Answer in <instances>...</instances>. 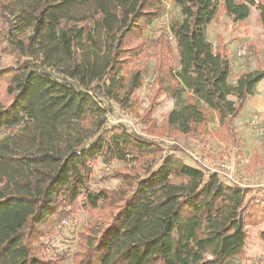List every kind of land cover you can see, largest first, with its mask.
I'll use <instances>...</instances> for the list:
<instances>
[{"label":"trees","instance_id":"obj_1","mask_svg":"<svg viewBox=\"0 0 264 264\" xmlns=\"http://www.w3.org/2000/svg\"><path fill=\"white\" fill-rule=\"evenodd\" d=\"M174 2L183 20L150 41L144 32L162 0H0V47L17 56L0 68V134H15L0 139V264H62L39 248L80 212L92 216L72 264H229L244 254L249 229L264 223V202L124 126L105 128L102 103L131 107L145 80L134 60L153 47L147 116L168 92L175 107L166 135L203 133L214 112L226 144L235 143L234 120L264 68L230 82L226 46L215 49L205 33L220 0ZM253 7L264 30L260 1L224 0L220 11L238 23ZM127 158L150 164L146 175L119 172L116 190L92 189L99 159Z\"/></svg>","mask_w":264,"mask_h":264},{"label":"rangeland","instance_id":"obj_2","mask_svg":"<svg viewBox=\"0 0 264 264\" xmlns=\"http://www.w3.org/2000/svg\"><path fill=\"white\" fill-rule=\"evenodd\" d=\"M223 1L220 0L217 17L206 27L205 33L215 49L221 48L225 40L228 41L226 46H228L227 50L232 63H237L238 68H241V70L233 68L230 82L235 83L239 74L253 71L258 66L264 68V30L258 9L253 7L247 20L234 23L220 11ZM257 1L264 3V0ZM162 8L161 16L144 32L150 41L156 39L162 31H166L170 36L172 24L183 20L181 7L175 4L174 0H162ZM1 46L0 68L15 66L16 54L10 52V49H3L5 44ZM244 47L247 53L238 57V52ZM156 59L155 50L149 47L138 55L137 60H134L140 68L145 70V80L143 85L135 91L130 108L122 109L119 105L107 101L102 103L107 110L105 128L124 126L128 132L157 142L164 150V155L175 154L187 165L203 170L206 175L217 173L222 180L245 189L248 192V199L254 198L256 201L264 202V127L262 131H258L250 125L252 112L259 102L257 101L253 107V102L249 100L234 120L237 133L235 143L226 144L219 131L218 115L214 112L208 113L205 132L198 134L195 132L189 137H170L166 135L168 129L165 120L168 113L175 107V100L169 96L168 92H164L158 99L159 104L152 107L153 115L147 116L152 106L150 96L156 78L154 70ZM234 69L235 72L239 70V73H235ZM256 95H260L258 91ZM257 98L259 100L260 96ZM261 101L264 108V97ZM14 135L5 130L0 134V139L12 138ZM223 162L234 164L232 179H229L225 170L220 167ZM149 165L131 158L123 161L112 160L110 163L99 159L93 166L92 189L116 190L122 184L121 180L115 177L116 173L137 172L144 177L145 169ZM157 167L158 164H155L154 170ZM91 216L90 213L80 212L74 219L63 221L53 237L42 240L43 247L39 248L40 254H44L45 258H62V264H72V255L77 249L79 233L90 222ZM263 231L264 223L250 228L244 254L232 259L229 264H264V241L260 238Z\"/></svg>","mask_w":264,"mask_h":264},{"label":"built area","instance_id":"obj_3","mask_svg":"<svg viewBox=\"0 0 264 264\" xmlns=\"http://www.w3.org/2000/svg\"><path fill=\"white\" fill-rule=\"evenodd\" d=\"M173 41V37L169 38ZM247 53V49L244 47L238 52V57H242ZM250 125L254 128H257L258 131L263 129L264 127V108L262 105H258L256 109L252 112ZM220 167L225 170L229 179L231 178V174L234 172L235 166L232 163L223 162L220 164Z\"/></svg>","mask_w":264,"mask_h":264},{"label":"crops","instance_id":"obj_4","mask_svg":"<svg viewBox=\"0 0 264 264\" xmlns=\"http://www.w3.org/2000/svg\"><path fill=\"white\" fill-rule=\"evenodd\" d=\"M227 43H228V41L225 40L221 47L226 46ZM226 48L228 49V46H226ZM233 65H234L233 68L236 67V69L241 70V68H238L239 65H238L237 63H236V64L233 63ZM239 70L235 72V69H234V72H235V73H239ZM257 91H258V94H260V95H258V96H260V99H259V100H258V98H257L258 96L256 95V96H254V97H250V98L246 101V103H248L249 100L252 101V102H253V107L255 106V104L257 103V101H258L259 103H258L256 106H258V105H263V104H262L263 101H261V98L264 97V81H262V82L259 84ZM261 102H262V103H261ZM245 105H246V104H245Z\"/></svg>","mask_w":264,"mask_h":264}]
</instances>
